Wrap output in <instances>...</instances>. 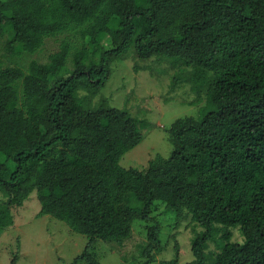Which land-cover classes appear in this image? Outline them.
<instances>
[{"label":"trees","instance_id":"obj_1","mask_svg":"<svg viewBox=\"0 0 264 264\" xmlns=\"http://www.w3.org/2000/svg\"><path fill=\"white\" fill-rule=\"evenodd\" d=\"M6 34L12 55L65 37L47 62L0 58V233L36 192L39 215L88 236L72 264H102L97 240L122 243L137 219L150 223V264L163 249L160 202L203 227L184 264H264V0H0ZM132 49L183 69L173 87L207 95L200 116L168 129L171 154L142 169L120 163L143 140L138 118L91 104Z\"/></svg>","mask_w":264,"mask_h":264},{"label":"rangeland","instance_id":"obj_2","mask_svg":"<svg viewBox=\"0 0 264 264\" xmlns=\"http://www.w3.org/2000/svg\"><path fill=\"white\" fill-rule=\"evenodd\" d=\"M65 35L46 38L44 47L36 53L24 52L12 55L7 47L8 35L0 39V58L5 65L27 67L30 60L47 62L49 55L61 48ZM69 69H73L70 61ZM183 69L174 68L165 59L140 58L132 49L128 54L113 62L112 74L101 91L92 98L97 105L106 99L113 106L127 109L138 118L139 129L144 137L140 144L126 152L121 158L124 167L145 168L156 155L168 157L174 142L168 132L179 117L200 116L207 103L206 86L197 90L191 83L174 86V77ZM41 204L33 192L22 206L14 207V225L0 233V264H11L18 254L17 264H72L85 249L88 236L74 231L67 222L50 214L39 215ZM162 226L163 249L155 250L156 260L150 264H172L178 257V264L195 258L192 243L203 227L190 216L170 211L164 203H158L152 213ZM147 221L137 219L131 235L122 243L98 239L93 253L102 264H143L142 246L148 243ZM234 240L242 241L239 231ZM177 246H180L179 251ZM217 244L212 243L211 249ZM78 264H88L80 261Z\"/></svg>","mask_w":264,"mask_h":264}]
</instances>
